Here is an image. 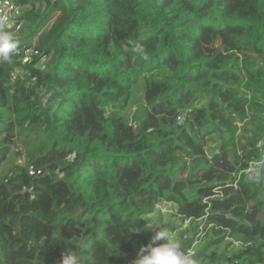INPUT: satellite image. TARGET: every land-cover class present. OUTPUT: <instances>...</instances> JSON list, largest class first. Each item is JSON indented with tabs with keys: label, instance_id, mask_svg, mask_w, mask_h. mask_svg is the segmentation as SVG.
<instances>
[{
	"label": "trees",
	"instance_id": "trees-1",
	"mask_svg": "<svg viewBox=\"0 0 264 264\" xmlns=\"http://www.w3.org/2000/svg\"><path fill=\"white\" fill-rule=\"evenodd\" d=\"M11 1L0 264H133L158 229L194 264H264V176L228 174L264 159V0Z\"/></svg>",
	"mask_w": 264,
	"mask_h": 264
},
{
	"label": "clouds",
	"instance_id": "clouds-1",
	"mask_svg": "<svg viewBox=\"0 0 264 264\" xmlns=\"http://www.w3.org/2000/svg\"><path fill=\"white\" fill-rule=\"evenodd\" d=\"M145 38H146L145 36H141L140 40H143ZM128 43L132 46L133 50L138 56H140L144 60H148V56L145 52V47L142 43H140L139 41H132V40L128 41ZM17 48H18V40L15 38L14 34L8 31L0 30V61L11 62L12 55L17 51ZM180 115L182 116L183 114ZM184 119H185V113L183 115V120ZM181 122L179 121V123ZM208 156L210 157V154ZM263 161L264 159L261 160V164ZM249 164L247 165V168ZM238 170H242V169H237L236 171ZM243 174L244 173H242L241 175ZM244 175L247 177L246 174ZM262 179L263 178L260 177V170H259L258 181L254 183L256 184L260 183ZM230 180H231V176H230ZM248 180L250 182H253L249 178ZM230 185L233 186L232 181ZM214 191L216 192L215 194L216 196L222 195L219 187H215ZM150 227H156V226H150ZM138 231L139 230H137L136 228H131L127 233H135ZM85 246L86 245L83 239L77 242V247L80 248L81 250H83ZM60 264H84V261L77 252L68 251L62 253ZM133 264H194V262L192 260V254L182 250V245L180 240L174 238L167 231L158 229L154 232V235L152 236V243L147 246H142L139 249L136 258L133 261Z\"/></svg>",
	"mask_w": 264,
	"mask_h": 264
},
{
	"label": "rangeland",
	"instance_id": "rangeland-1",
	"mask_svg": "<svg viewBox=\"0 0 264 264\" xmlns=\"http://www.w3.org/2000/svg\"><path fill=\"white\" fill-rule=\"evenodd\" d=\"M16 11H18V8H16L11 0H0V25H5L11 20L12 14H14ZM212 38L213 35L208 32L206 33L205 36V48L208 52V54L213 55L215 52L218 50L217 44H212ZM143 74L137 77V80L132 84V87L130 89V97L128 100V106H127V112H125L123 115L124 117L128 118L129 115L131 114L136 106L139 103H143L142 98H143ZM210 150H207L209 152ZM165 210L162 209L161 213H163ZM148 226H157L156 223V218L150 216L147 220ZM185 227V224L184 226ZM177 234V232L172 233V236L174 237ZM204 232H200L199 238L194 239L193 246L199 245V249L202 248L208 242L207 240L202 241V236ZM194 250H191V253H193Z\"/></svg>",
	"mask_w": 264,
	"mask_h": 264
},
{
	"label": "built area",
	"instance_id": "built-area-1",
	"mask_svg": "<svg viewBox=\"0 0 264 264\" xmlns=\"http://www.w3.org/2000/svg\"><path fill=\"white\" fill-rule=\"evenodd\" d=\"M178 119L180 122L183 121V116L180 115ZM260 166H261V161L253 162L249 164L248 168H246L245 170L230 172L229 175L231 176L232 185L236 186L242 173L246 174L251 181L253 182L258 181V172L260 170Z\"/></svg>",
	"mask_w": 264,
	"mask_h": 264
},
{
	"label": "water",
	"instance_id": "water-1",
	"mask_svg": "<svg viewBox=\"0 0 264 264\" xmlns=\"http://www.w3.org/2000/svg\"><path fill=\"white\" fill-rule=\"evenodd\" d=\"M263 175H264V161H263L262 164H261V168H260V177L263 178ZM127 264H130V262L127 263Z\"/></svg>",
	"mask_w": 264,
	"mask_h": 264
}]
</instances>
